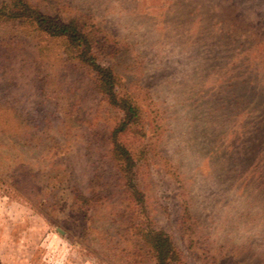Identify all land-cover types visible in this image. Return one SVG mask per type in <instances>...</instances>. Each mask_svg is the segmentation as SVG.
<instances>
[{"label":"rangeland","instance_id":"rangeland-1","mask_svg":"<svg viewBox=\"0 0 264 264\" xmlns=\"http://www.w3.org/2000/svg\"><path fill=\"white\" fill-rule=\"evenodd\" d=\"M28 1L94 31L139 104L122 142L178 264H264V0ZM123 116L62 41L0 24V264H154L112 155Z\"/></svg>","mask_w":264,"mask_h":264},{"label":"trees","instance_id":"trees-1","mask_svg":"<svg viewBox=\"0 0 264 264\" xmlns=\"http://www.w3.org/2000/svg\"><path fill=\"white\" fill-rule=\"evenodd\" d=\"M0 24L22 27L36 38L62 41L68 57L95 75L97 90L105 101L111 107L123 112V118L112 132L111 141L112 155L119 165L122 180L125 182L128 206H134V209L131 207L132 221L129 226L133 236L148 249L154 264H178L180 254L170 235L163 230L153 228L149 219L146 225L143 222V214H146L145 195L136 180L137 159L122 142L125 135L141 127V109L137 101L125 92L122 79L113 68L99 61L97 54L99 37L75 19L65 22L44 14L28 0H7L1 3ZM80 198L85 200L83 196Z\"/></svg>","mask_w":264,"mask_h":264}]
</instances>
